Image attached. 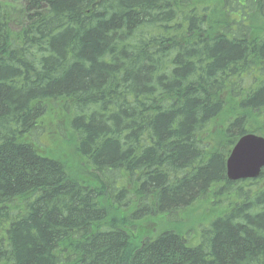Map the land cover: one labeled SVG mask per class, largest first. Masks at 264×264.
Here are the masks:
<instances>
[{"label": "trees", "instance_id": "trees-1", "mask_svg": "<svg viewBox=\"0 0 264 264\" xmlns=\"http://www.w3.org/2000/svg\"><path fill=\"white\" fill-rule=\"evenodd\" d=\"M249 133L264 0L0 2V264H264V187L226 177ZM201 199L229 203L198 245L158 234Z\"/></svg>", "mask_w": 264, "mask_h": 264}, {"label": "rangeland", "instance_id": "rangeland-1", "mask_svg": "<svg viewBox=\"0 0 264 264\" xmlns=\"http://www.w3.org/2000/svg\"><path fill=\"white\" fill-rule=\"evenodd\" d=\"M3 4H7L8 0H0ZM255 6V5H254ZM221 31H224L222 29ZM219 31V32H221ZM50 124V129H49V142L46 140V136L39 138V143H45L46 148L44 151H51L55 155H62L65 151L60 150L58 147L61 145L59 144V140L55 136L58 132V129L54 122L49 121ZM55 136V141L52 142ZM48 148V149H47ZM233 147H229V150H232ZM226 151V150H225ZM246 183L241 184L242 187L245 189L244 191L251 190L257 191L258 187L263 186L264 187V175L261 176L258 181H244ZM214 203V202H213ZM229 203L228 200L225 201L223 204H221V207L216 208L215 206L211 205L208 202V199H201L199 202H197L194 206L186 210L185 212L182 213V217H180L177 220H164L162 223L159 224V233H162L164 231H176V229H180L183 231L185 234L190 235V244L193 246H196L200 243V232L202 231L203 228L207 227L208 219L213 218L215 215H218L221 212V208L225 207V204ZM228 204L226 205V208L228 209ZM182 222L181 224H176L177 222ZM201 224H204L201 226ZM156 226V222L151 224ZM149 229V227H148ZM177 232V231H176Z\"/></svg>", "mask_w": 264, "mask_h": 264}, {"label": "water", "instance_id": "water-1", "mask_svg": "<svg viewBox=\"0 0 264 264\" xmlns=\"http://www.w3.org/2000/svg\"><path fill=\"white\" fill-rule=\"evenodd\" d=\"M229 181L256 180L264 169V138L248 134L239 139L226 164Z\"/></svg>", "mask_w": 264, "mask_h": 264}, {"label": "bare ground", "instance_id": "bare-ground-1", "mask_svg": "<svg viewBox=\"0 0 264 264\" xmlns=\"http://www.w3.org/2000/svg\"><path fill=\"white\" fill-rule=\"evenodd\" d=\"M235 189V188H234ZM254 209V208H253Z\"/></svg>", "mask_w": 264, "mask_h": 264}]
</instances>
